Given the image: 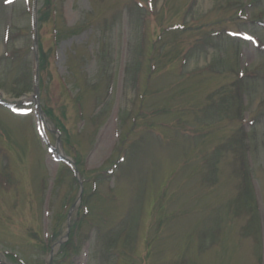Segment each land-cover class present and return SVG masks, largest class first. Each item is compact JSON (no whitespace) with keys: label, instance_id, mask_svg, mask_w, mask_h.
I'll list each match as a JSON object with an SVG mask.
<instances>
[{"label":"rangeland","instance_id":"obj_1","mask_svg":"<svg viewBox=\"0 0 264 264\" xmlns=\"http://www.w3.org/2000/svg\"><path fill=\"white\" fill-rule=\"evenodd\" d=\"M50 263L264 264V0H0V264Z\"/></svg>","mask_w":264,"mask_h":264},{"label":"trees","instance_id":"obj_2","mask_svg":"<svg viewBox=\"0 0 264 264\" xmlns=\"http://www.w3.org/2000/svg\"><path fill=\"white\" fill-rule=\"evenodd\" d=\"M39 1V0H38ZM49 6V5H48ZM41 14H42V11H41V9L39 8L38 9V17H37V22H38V24H40V21H41ZM55 19H57V16H55ZM56 33L57 34H59V29H56ZM38 46H39V48H38V54H39V69L41 70L42 68H43V63H44V58H45V55L42 53V51H41V47H40V40H39V37H38ZM250 81H253L252 79H249V78H247V79H242V81L240 82L241 83V85H239V91L240 92H242V94L244 95L245 93H244V91H246V89H247V91H250L249 90V88H250V85L252 86V83L250 82ZM254 83V82H253ZM247 87V88H246ZM246 88V89H245ZM249 133H252V129L250 130V131H248V132H246V135L245 136H247V135H249ZM247 138H249V136H247ZM249 142V144L251 143V141L249 140V139H247ZM248 148V147H247ZM52 149V148H51ZM62 163L63 164H65V163H67V162H65V161H62ZM247 174V178H248V180L249 181H251V172L248 170V172L246 173ZM249 185H250V182H249ZM83 214L80 212V213H78V215H77V217H76V221L73 223V221H72V223H73V225H72V228H71V233H72V236H75V238H76V234H75V229H76V227H78V226H80L81 225V222L83 221ZM76 242V239H72V241H71V239H70V242L69 243H66V244H64V246L63 247H68V246H71V248L69 249V252H72V251H74V248H75V243ZM68 244V245H67ZM47 247H48V245H47Z\"/></svg>","mask_w":264,"mask_h":264},{"label":"water","instance_id":"obj_3","mask_svg":"<svg viewBox=\"0 0 264 264\" xmlns=\"http://www.w3.org/2000/svg\"><path fill=\"white\" fill-rule=\"evenodd\" d=\"M33 13H34V24H35L34 46H35L36 59H37V51H36V49H37V32H36V28H37V16H36L37 15V4H35V6H34V12ZM36 80H37V78H36ZM35 94H36V97H38V87H37V85L35 86ZM39 112H41V111L39 110ZM72 165L74 166V164H72ZM76 174H77V176H79V173H78L77 170H76ZM78 180L80 181L79 177H78Z\"/></svg>","mask_w":264,"mask_h":264}]
</instances>
